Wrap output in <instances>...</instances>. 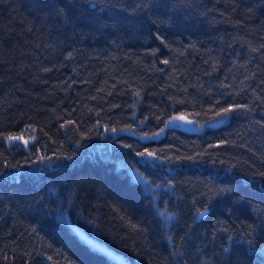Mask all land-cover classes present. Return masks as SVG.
<instances>
[{
  "label": "trees",
  "instance_id": "16d2710c",
  "mask_svg": "<svg viewBox=\"0 0 264 264\" xmlns=\"http://www.w3.org/2000/svg\"><path fill=\"white\" fill-rule=\"evenodd\" d=\"M261 173L264 0H0V264H264Z\"/></svg>",
  "mask_w": 264,
  "mask_h": 264
},
{
  "label": "rangeland",
  "instance_id": "374dc122",
  "mask_svg": "<svg viewBox=\"0 0 264 264\" xmlns=\"http://www.w3.org/2000/svg\"><path fill=\"white\" fill-rule=\"evenodd\" d=\"M222 120H218L215 122H210L212 125L221 122ZM173 125L183 128L188 131H198L201 129L193 120L186 118V117H179L176 118L173 123ZM77 232L80 234V236L86 240L92 247L104 252L109 257L113 258L114 260L123 263V264H129L127 260L124 258L122 254L117 253L110 247H108L106 244L98 241L97 239L93 238L92 236L85 233L82 229H79L76 227Z\"/></svg>",
  "mask_w": 264,
  "mask_h": 264
},
{
  "label": "snow or ice",
  "instance_id": "6c2138e0",
  "mask_svg": "<svg viewBox=\"0 0 264 264\" xmlns=\"http://www.w3.org/2000/svg\"><path fill=\"white\" fill-rule=\"evenodd\" d=\"M255 51V49H254ZM164 63H168V61H164ZM233 111V108H225L223 109V114H227ZM9 140H19L22 139V137L20 136H9L8 137ZM25 143H27V141H25ZM141 155H144V153H141ZM148 155H154L153 153H148ZM261 175H264V173H261Z\"/></svg>",
  "mask_w": 264,
  "mask_h": 264
}]
</instances>
